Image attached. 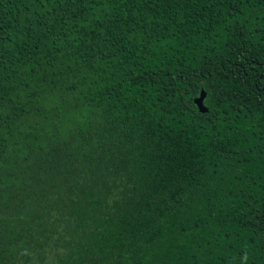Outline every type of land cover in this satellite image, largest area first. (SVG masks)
Here are the masks:
<instances>
[{"label": "trees", "instance_id": "obj_1", "mask_svg": "<svg viewBox=\"0 0 264 264\" xmlns=\"http://www.w3.org/2000/svg\"><path fill=\"white\" fill-rule=\"evenodd\" d=\"M0 264H264V0H0Z\"/></svg>", "mask_w": 264, "mask_h": 264}, {"label": "water", "instance_id": "obj_2", "mask_svg": "<svg viewBox=\"0 0 264 264\" xmlns=\"http://www.w3.org/2000/svg\"><path fill=\"white\" fill-rule=\"evenodd\" d=\"M204 95H205L204 91L201 89L198 95L193 99V103L197 107V110L201 113H204L207 111L206 107L203 104Z\"/></svg>", "mask_w": 264, "mask_h": 264}, {"label": "clouds", "instance_id": "obj_3", "mask_svg": "<svg viewBox=\"0 0 264 264\" xmlns=\"http://www.w3.org/2000/svg\"><path fill=\"white\" fill-rule=\"evenodd\" d=\"M244 259H246V257H244Z\"/></svg>", "mask_w": 264, "mask_h": 264}]
</instances>
